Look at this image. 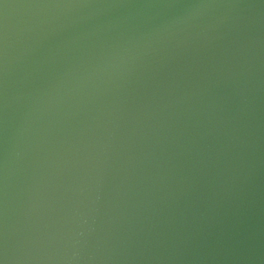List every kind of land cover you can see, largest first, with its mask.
<instances>
[{"label":"water","instance_id":"obj_1","mask_svg":"<svg viewBox=\"0 0 264 264\" xmlns=\"http://www.w3.org/2000/svg\"><path fill=\"white\" fill-rule=\"evenodd\" d=\"M0 264H264V0H0Z\"/></svg>","mask_w":264,"mask_h":264}]
</instances>
